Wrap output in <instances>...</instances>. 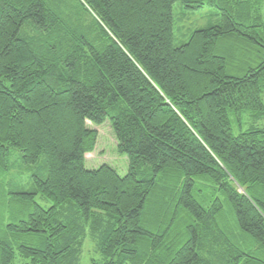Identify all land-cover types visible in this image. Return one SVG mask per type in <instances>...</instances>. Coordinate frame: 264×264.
<instances>
[{
  "label": "trees",
  "instance_id": "1",
  "mask_svg": "<svg viewBox=\"0 0 264 264\" xmlns=\"http://www.w3.org/2000/svg\"><path fill=\"white\" fill-rule=\"evenodd\" d=\"M263 5L0 0V264H264Z\"/></svg>",
  "mask_w": 264,
  "mask_h": 264
},
{
  "label": "rangeland",
  "instance_id": "2",
  "mask_svg": "<svg viewBox=\"0 0 264 264\" xmlns=\"http://www.w3.org/2000/svg\"><path fill=\"white\" fill-rule=\"evenodd\" d=\"M179 12H180L179 8L176 5L174 7V13L176 14ZM261 15H262L263 23H264V5L262 6V9H261ZM187 18L188 17H185L186 21H187ZM84 19L86 20L85 16H84ZM196 19H198V15L193 16L191 18V22ZM87 21L90 22L89 19ZM198 21H196L195 23L197 24ZM199 24H201V21H199ZM259 122H260L259 123L260 126L264 125V122H261V121ZM252 124H253L252 121L248 117L244 118V128L245 129L250 127ZM86 126L97 132V141H96L95 150L92 153L86 155L85 168L88 170H91L92 168H97L101 165L106 164V165H109L115 168L116 171L120 175L125 174L126 169H127V160L125 156L117 155L116 141L112 135L109 124L105 122L104 124L100 126H95L87 122ZM37 202L40 203L39 200H37ZM25 238L30 240V238L28 237H25ZM22 241L24 242V240ZM94 245L95 244L91 240V238L87 237L86 240L84 241L83 248H82V254L80 255V258H79L80 264H90V260L92 258H96V259L100 258V255L93 251ZM22 263H24V260L17 258L14 264H22Z\"/></svg>",
  "mask_w": 264,
  "mask_h": 264
}]
</instances>
